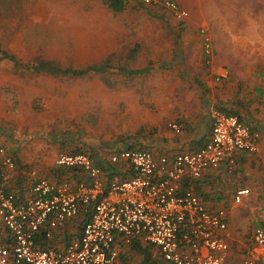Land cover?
I'll list each match as a JSON object with an SVG mask.
<instances>
[{"label":"crops","instance_id":"0c3cea01","mask_svg":"<svg viewBox=\"0 0 264 264\" xmlns=\"http://www.w3.org/2000/svg\"><path fill=\"white\" fill-rule=\"evenodd\" d=\"M57 1L38 0V3L42 9L52 7L53 19L69 29L68 36H77L78 42L88 51L98 52L96 64L87 63L72 69H117L124 84L117 99L125 107L137 104L142 113L141 118L135 120L142 128L138 132L129 130L128 135L120 137L125 139L113 147L111 155L121 149H144L155 158L164 156L171 160L180 152H194L210 138V114L214 108L237 115L257 132L254 152L236 150L233 165L225 160L218 167L205 168L198 178L184 177L181 183V189L196 193L208 209H225L227 242L231 250L225 264H242L244 251L252 244L253 229L264 226V0H174L188 12L180 20L160 5L143 4L139 0H121L119 10L111 8L106 0H67L70 10L67 13H60ZM75 14L85 16L83 25H76ZM238 20H245V25L236 27ZM200 27L212 38L213 54L209 65L203 61ZM1 51L21 64L16 67L12 59L2 58L0 64L10 68V71L6 69L8 72L32 69H24L26 64L1 46L0 57ZM86 57H89L88 52ZM223 70L227 71V76L217 78ZM130 71L138 72L131 74ZM5 75L0 78V141L15 163L14 168L5 171L7 190L23 198L39 178L67 183L72 188L80 182H88V176L80 169L53 166L57 150L52 146L49 149L45 141L20 139L24 132L8 121L2 127L1 117L13 116L11 101L15 86L13 77ZM132 78L141 80L142 86L131 87ZM23 84L21 82L19 92L24 95L25 91V101L39 98L41 89H26ZM17 88L16 85V91ZM33 113L35 111L27 109L28 116ZM41 114L54 116L57 113ZM121 118L124 119V114ZM172 123L178 127H171ZM42 128L47 136L61 130L53 123L44 124ZM8 132L11 138L7 140L4 135ZM75 151L87 152L96 164L113 169L111 171L121 177L132 174L126 163L112 165L111 156H104L101 151L95 156L84 148L72 152ZM46 163L50 167L43 169L41 164ZM60 168H65L63 175ZM108 178V171L104 170L105 182ZM241 189L248 192L236 201ZM89 211V208H81L75 218L54 228L50 240L45 237L48 226L42 227L36 235L37 244L62 248L80 235L83 223L90 217ZM133 242L147 247L156 264H162L158 247L141 238ZM131 243L120 245L118 264L125 251L135 252ZM0 245L11 246L8 230L1 219Z\"/></svg>","mask_w":264,"mask_h":264},{"label":"built area","instance_id":"2783aa9c","mask_svg":"<svg viewBox=\"0 0 264 264\" xmlns=\"http://www.w3.org/2000/svg\"><path fill=\"white\" fill-rule=\"evenodd\" d=\"M139 1L160 5L179 20L188 15L174 0ZM201 36L209 65L212 38L205 29ZM226 76L223 70L217 78ZM210 117V138L194 152H180L171 160L144 149L112 154L109 162L126 163L132 171L129 177L114 174L105 182L103 168L87 152L59 153L57 166L80 169L89 181L72 188L39 178L23 198L4 184L6 169L15 163L0 141V219L11 239V246L0 245V264H118L120 245L140 238L158 247L162 264H225L231 252L225 209H208L196 193L181 189L182 179L198 178L205 168L225 160L233 165L234 151L256 150L258 134L237 115L214 108ZM246 192L239 190L235 200ZM81 208H89L91 215L77 238L62 248L37 244L42 227L48 226L45 237L50 240L52 230L75 218ZM242 264H264V226L253 229Z\"/></svg>","mask_w":264,"mask_h":264},{"label":"rangeland","instance_id":"374dc122","mask_svg":"<svg viewBox=\"0 0 264 264\" xmlns=\"http://www.w3.org/2000/svg\"><path fill=\"white\" fill-rule=\"evenodd\" d=\"M67 6V0L56 2L60 13L69 12ZM46 7L49 11L52 8ZM48 10L42 9L38 0H0L2 49L13 54L21 63L30 66L40 61H48L63 68H80L79 66L87 63L96 64L98 52L88 51V48L78 42L77 36H68L69 29L60 26L58 20L53 19L55 12ZM73 17L77 21L76 25L84 24V15L75 14ZM236 23V27H242L246 21L238 20ZM202 29L204 27L199 28L200 36ZM73 40L76 42L71 43ZM2 63L4 65L5 60ZM6 69L10 71V68H4L0 64V78L5 77V74L11 75L14 85L19 89L16 91L15 86L13 87L12 109L10 108L13 110V116L1 117L2 127H5L6 121L11 122L24 132L20 139L45 141L49 149H56L53 166L56 165L55 156L58 153H71L77 148L87 149L94 156L101 151L102 155L110 157L113 147L125 139L120 137L128 135L129 130L138 132L142 128L141 124L135 121L141 118L142 114L137 104L129 108L117 99L124 84L121 74L115 68L78 76L51 75L45 70L33 68H24V71L14 69L12 73ZM21 82L26 89H41L39 98L25 101V91L24 95L19 92L22 88ZM130 82L131 87L142 86L141 80L132 78ZM126 85H129L128 82ZM6 87L9 89L11 86ZM27 109H32L35 113L28 116ZM47 111L57 114H41ZM2 114H5L4 110ZM122 114L124 119L121 118ZM47 123H53L61 129L60 132L45 135L42 127ZM4 137L11 138V133L8 132ZM41 167L46 169L50 164H41ZM59 172L63 175L65 168H60ZM123 257L120 264H138L141 260V255L131 250L125 251Z\"/></svg>","mask_w":264,"mask_h":264},{"label":"trees","instance_id":"16d2710c","mask_svg":"<svg viewBox=\"0 0 264 264\" xmlns=\"http://www.w3.org/2000/svg\"><path fill=\"white\" fill-rule=\"evenodd\" d=\"M106 1L108 2L109 6L111 8H113L114 10H119V9L122 8L121 0H106ZM2 58H10V59L13 60L14 65L16 67H20L21 66V64H19L18 61L14 57H10L4 51H1L0 60ZM23 66L25 68H33L35 70H45V71H47L49 73H52V74H63V75H71V76H78V75H83V74H85L87 72L102 70V67H87V68H84V69L63 68V67H58V66L56 67V66H53L48 61H40L36 65H31V66L30 65H23ZM136 72H138V71H130L129 73L132 74V73H136ZM99 166L102 167L103 170L108 171V175H109L110 178L112 177V175L115 174L114 172L111 171L113 169L104 168L102 165H99ZM89 212H90V215H91V210ZM87 219H89V218H87ZM83 225H84V223H83ZM131 249L134 250L137 253H140L143 256V258H142V260H141V262L139 264H156L155 260L153 259L152 255H151V252L148 250L147 247H143L138 242H133V243H131Z\"/></svg>","mask_w":264,"mask_h":264}]
</instances>
